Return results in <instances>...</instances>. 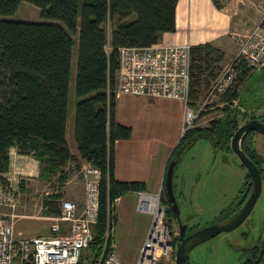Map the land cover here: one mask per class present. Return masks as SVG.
<instances>
[{"label":"trees","instance_id":"trees-1","mask_svg":"<svg viewBox=\"0 0 264 264\" xmlns=\"http://www.w3.org/2000/svg\"><path fill=\"white\" fill-rule=\"evenodd\" d=\"M20 1L39 7L40 16L48 21L5 18L14 12ZM176 2L0 0V173L7 169L8 148L15 145L18 152L31 153L36 158L40 180H49L57 172L59 183L66 178V172L60 168L68 160H74L66 144L65 124L72 35H75L73 95L76 100L72 112V139L79 158L100 170L98 215L89 245L95 252L102 242L107 204L126 192L145 190L143 182L119 181L113 176L114 142L128 139L131 134L130 126L118 123L114 117L115 97L111 89L117 47L152 44L157 42L160 33L173 32ZM212 2L218 6L216 0ZM189 57L188 99L189 104H194L201 86L208 83V78L213 79L219 70L222 53L210 43H199L190 46ZM212 63L217 64L213 69ZM250 74L247 68L239 65L237 78L223 100L229 104L238 102L240 84ZM248 118L264 122V114L246 117L238 107H226L223 116L210 121L207 127L184 131L170 157L197 140L207 141L214 149L229 150V138L239 120ZM244 135L240 147L258 167L262 157L251 138H243ZM59 197L50 194L42 200V206L48 212L59 213ZM160 201L165 204V218L166 215L170 217L165 224L171 234L169 219H174V215L163 184ZM110 233L113 237L114 226ZM171 242L175 248L176 235ZM109 246L113 247L112 240ZM184 264H189L187 258ZM242 264H247V260Z\"/></svg>","mask_w":264,"mask_h":264},{"label":"rangeland","instance_id":"rangeland-1","mask_svg":"<svg viewBox=\"0 0 264 264\" xmlns=\"http://www.w3.org/2000/svg\"><path fill=\"white\" fill-rule=\"evenodd\" d=\"M261 4L262 0H259L256 4L255 9L257 10V14L253 17L249 16L248 20L247 18L241 19V22H244L242 25L243 29L245 27L248 29L254 21H257ZM4 17L13 20L48 21V19L40 16L39 7L26 1H20L14 12ZM249 21L251 23L248 25L247 23ZM75 38L76 36L72 35L74 44L70 58L67 101V110L69 112L73 111L76 100L73 95L77 45ZM225 63L223 62L221 65L219 63V70L215 73L214 78H208V83L201 86L199 97L195 102L201 103L204 101V104L200 115L189 129L207 127L210 121H217L223 116V109L226 107L236 106L244 111L246 117L249 115L258 116L264 114V69L251 72L246 80L240 84L238 89V102L233 101L229 104L227 100H223L225 93L234 84L238 71L233 73V82L226 91L223 93H215L206 99L210 86L218 73L224 68ZM215 65L217 64L212 63V66H210L211 69ZM242 122V120H239V124ZM251 142L262 157L260 163L261 188L259 196L248 216L235 229L229 232H220L193 247L186 256L189 264H239L249 246L259 237L264 239V135L254 132L251 135ZM81 166L79 164L78 167L67 169L69 179L67 187L72 188L75 185L77 190H80L82 186V175L79 172V168ZM244 174L245 169L239 164L238 159L230 150L219 147L214 149L205 140H197L189 147L183 149L180 152L178 162L174 166L172 177L174 195L179 206V218L182 219L187 215H191L188 224L192 226V230L216 222V218L220 216V213L222 215L227 214L228 210L233 207L234 202L241 195L240 190L244 193V190L241 188L244 181ZM56 177L57 174L52 175L49 180H40L37 177H21L23 190L20 193L18 192V203L15 205L14 210H12L16 214L13 217L14 233L17 234L19 232L21 234L20 237L27 235L30 237L31 235L35 236L40 233L50 234L49 224L51 220L49 217L58 216L59 213L54 214L48 212L42 206V200L50 194H58L62 198H67L65 190L62 189L63 185L58 187ZM60 199L57 200L58 204ZM74 202L78 206H81L83 203L79 196ZM159 205L165 210L164 203L159 201ZM8 213H10L9 207L0 203L1 223L10 222ZM21 215L41 217H20ZM146 215L135 216L137 224L141 225L143 219H147V217L149 221V215ZM107 218L108 215H105V221ZM168 218H170L168 215H166V218L164 216L163 221L165 220L166 222ZM113 220L115 224V214H113ZM169 220L171 223L172 239L175 236L173 232L174 234L177 232V226L172 217ZM121 230H123V226L119 223L115 226L113 233L115 248L121 247L122 250L130 251L135 247V241L131 239L126 240L121 234ZM187 231L189 230L187 229ZM111 237L110 233L105 243L104 251L107 250L108 244L112 240ZM112 249L114 250V247ZM86 253L91 258V260L89 259L90 264H93L100 254L99 251L95 252L93 247H89ZM154 257L155 264H167L159 249L154 251Z\"/></svg>","mask_w":264,"mask_h":264},{"label":"built area","instance_id":"built-area-1","mask_svg":"<svg viewBox=\"0 0 264 264\" xmlns=\"http://www.w3.org/2000/svg\"><path fill=\"white\" fill-rule=\"evenodd\" d=\"M189 48L184 44L152 43L117 47V66L113 72L112 93H129L146 97H167L183 104L181 135L197 120L204 101L189 104ZM107 49V47H106ZM242 64L248 70L264 68V0L255 23L239 37L232 58L225 63L207 92L206 99L223 93L233 82L232 66ZM83 177V203L78 206L70 199H61L59 215L49 217L50 234L20 237L14 234L12 212L18 203L16 191L0 182V203L8 206L10 222H0V264H89L86 253L93 238L92 229L98 215V183L100 171L84 163L79 168ZM135 208L149 215L144 238L132 263L121 261L105 243L114 226L113 202L107 204L108 215L99 256L93 264H155L154 251L159 249L167 264H173L174 248L167 231L164 210L159 205L160 189L155 193L138 191ZM67 227L60 232V223ZM173 235H176V232ZM96 251V252H97Z\"/></svg>","mask_w":264,"mask_h":264},{"label":"crops","instance_id":"crops-1","mask_svg":"<svg viewBox=\"0 0 264 264\" xmlns=\"http://www.w3.org/2000/svg\"><path fill=\"white\" fill-rule=\"evenodd\" d=\"M258 1L216 0L218 4L216 6L212 0H177L174 12L175 30L160 33L157 42L163 44L187 43L190 46L210 43L221 51V62L225 63L232 58L240 35L247 28H242L244 22L242 23L241 19L247 18L248 20L249 16L253 17L257 14L255 7ZM250 23L249 21L247 24ZM114 97L115 120L130 126L131 134L128 139L115 140L114 142L113 176L119 181L143 182L144 191L155 193L161 188L166 163L181 137L183 104L180 100L173 98L146 97L129 93H119ZM72 112L67 110L65 140L74 160H68L60 168L67 175L63 182L59 183L56 177L58 187L63 185L62 189L65 190L67 197L58 199L76 201L79 196L83 201L82 186L80 190H77L75 185L72 188L67 187L69 183L67 169L85 163L79 158L72 139ZM7 155V169L0 173V182L20 193L23 190L21 177L38 178V161L31 153L18 152L15 145L8 148ZM136 197V192L129 191L113 199L114 229L121 223L123 237L126 240L135 241V247L130 251H125L121 247L115 248V239L112 237L114 252L125 263H132L135 260L149 223L148 217L147 219L141 217L143 223L137 224L135 216L147 213L136 210ZM20 217L41 216L21 215ZM66 227L67 223L61 222L60 232H64ZM14 234L21 236L19 232ZM47 234L40 233L35 236Z\"/></svg>","mask_w":264,"mask_h":264},{"label":"water","instance_id":"water-1","mask_svg":"<svg viewBox=\"0 0 264 264\" xmlns=\"http://www.w3.org/2000/svg\"><path fill=\"white\" fill-rule=\"evenodd\" d=\"M248 131H254L264 135V122L260 121L258 118H248L236 127L228 142L229 150L235 155L239 161V164L245 168L246 173L249 176L250 187L245 200L238 209H236L227 217L192 230L188 234H184V232L185 230L187 231V229L192 227L188 224V220L190 219L191 215H187L182 219L179 218V206L174 195V185L172 182L174 166L178 162L179 155L182 150L179 153L174 154L167 161L164 169L162 184L166 200L173 212L174 221L177 226V244L174 248L173 264H184L187 254L193 247L212 238L220 232H229L235 229L250 213L260 193L261 175L259 174L256 165L251 161L250 158H248V156L242 151L240 147V139Z\"/></svg>","mask_w":264,"mask_h":264},{"label":"flooded vegetation","instance_id":"flooded-vegetation-1","mask_svg":"<svg viewBox=\"0 0 264 264\" xmlns=\"http://www.w3.org/2000/svg\"><path fill=\"white\" fill-rule=\"evenodd\" d=\"M253 133H254V131H248V132L245 133L243 138L250 139L251 135ZM254 162L257 163L256 160H254ZM257 169H258L259 174H260L261 173L260 164L257 167ZM249 187H250V185H249V176H247V173H246V170H245L244 181H243V184H242V187H241L244 190V193L240 190L241 195L234 202L233 207L228 210L227 214H223L222 215L220 213V216L218 218H216V221L227 217L228 215L232 214L236 209L239 208V206L243 203V201L245 200V198H246V196L248 194ZM192 229L193 228L190 227L188 229L189 231L185 230L184 234H188L189 232L192 231ZM245 260H247V264H261V262L264 260V239H261V237H259L253 244H251L249 246V248L246 250V252L244 254V257H243L242 261L239 264H242L243 262H245Z\"/></svg>","mask_w":264,"mask_h":264},{"label":"bare ground","instance_id":"bare-ground-1","mask_svg":"<svg viewBox=\"0 0 264 264\" xmlns=\"http://www.w3.org/2000/svg\"><path fill=\"white\" fill-rule=\"evenodd\" d=\"M239 65H242V64H236V65H234V66H232V71H234V72H236V71H238V66ZM243 66V65H242ZM245 67V66H244ZM246 68V67H245ZM248 69V68H247ZM249 72H253V71H255V70H248ZM99 170V169H98ZM100 171V170H99ZM83 178V177H82ZM87 262H89V264H90V261L89 260H87Z\"/></svg>","mask_w":264,"mask_h":264}]
</instances>
